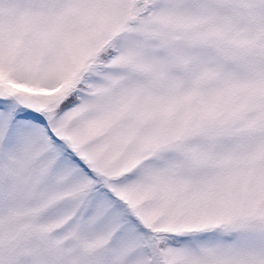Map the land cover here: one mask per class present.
Instances as JSON below:
<instances>
[{
  "label": "snow or ice",
  "instance_id": "1",
  "mask_svg": "<svg viewBox=\"0 0 264 264\" xmlns=\"http://www.w3.org/2000/svg\"><path fill=\"white\" fill-rule=\"evenodd\" d=\"M0 264H264V0H0Z\"/></svg>",
  "mask_w": 264,
  "mask_h": 264
}]
</instances>
